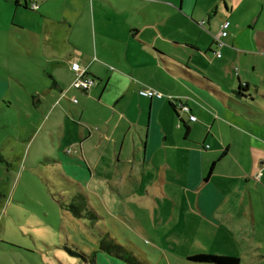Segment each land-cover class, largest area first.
Returning a JSON list of instances; mask_svg holds the SVG:
<instances>
[{"label": "crops", "instance_id": "1", "mask_svg": "<svg viewBox=\"0 0 264 264\" xmlns=\"http://www.w3.org/2000/svg\"><path fill=\"white\" fill-rule=\"evenodd\" d=\"M15 2L17 23L5 31L17 36L0 56L9 62L3 70L16 56L22 70L8 77L18 83L14 75L25 73L30 85L32 115L20 116L43 124L54 115L79 130L73 143L63 136L51 163L74 171L110 158L113 167L135 171V204L143 210L157 217L158 206H167L170 223L184 220L186 229L190 216L213 238L222 231L244 253H264V34L243 39L246 15L224 0L223 8L218 0H38L37 10ZM72 63L87 69L91 89L70 87ZM239 86L247 89L240 98ZM13 87L0 80V132L12 105L17 128L22 121L17 99L7 97ZM146 90L155 95L140 94ZM70 142L76 155L64 151Z\"/></svg>", "mask_w": 264, "mask_h": 264}, {"label": "rangeland", "instance_id": "2", "mask_svg": "<svg viewBox=\"0 0 264 264\" xmlns=\"http://www.w3.org/2000/svg\"><path fill=\"white\" fill-rule=\"evenodd\" d=\"M11 1L0 0V54L9 48V38L17 36L14 30L5 31L9 23L18 18L13 5L15 0ZM218 1L223 8L221 0ZM262 3L263 0H228L233 14L246 15L242 21L243 39L247 38V33L264 34ZM4 58L0 56V80L6 78L15 91L12 97L10 94L7 97L17 99L16 105L21 107L19 116L22 112L32 115L31 89L26 74L14 75L18 83L8 77L12 71L22 70L21 61L10 56L11 66L3 70L5 64L9 65ZM39 82L42 84L41 80ZM11 108L13 111L1 115L5 130L0 132V264H126L101 251L103 233L100 232L105 230L133 254L137 259L135 264H204L187 259L195 254L233 255L241 258L240 264H264L263 252L244 253L222 231L219 238H213L211 227L203 226L199 230L190 216L184 229V220L181 223L167 221V206H158L160 216L157 217L148 206L144 211L141 205L135 204V171L126 173L123 172L125 167H113L110 158H105L102 166H89V169L80 166L74 171L52 164L58 151H62L58 146L63 136L73 143L78 127L67 128L51 115L43 124L20 116L22 121L17 128V109L13 105ZM53 125L58 129H52ZM72 143L64 151L76 155L78 147ZM87 159L100 158L89 154ZM72 207L84 208L81 216L75 215ZM89 208L97 215L96 222L84 215ZM162 217L167 226L160 222ZM71 253H82L87 258Z\"/></svg>", "mask_w": 264, "mask_h": 264}, {"label": "trees", "instance_id": "3", "mask_svg": "<svg viewBox=\"0 0 264 264\" xmlns=\"http://www.w3.org/2000/svg\"><path fill=\"white\" fill-rule=\"evenodd\" d=\"M28 2V1H27ZM15 5L17 6L18 3L15 2ZM245 92H247L246 87L239 86V89L235 91V95L237 97H243ZM172 108L175 110L176 114L178 115V112L180 111V107L176 106L174 104H171ZM189 114V113H188ZM78 199H82L81 196L77 197ZM72 212L77 215L78 217L81 216V211H83L84 208H75ZM84 215L91 220L92 222H96L98 217L95 215L91 208L84 213ZM103 233V237L101 238L100 242V248L101 251L106 253L107 255H110L115 258L121 259L126 264H135L137 259L131 254L125 247L119 245L115 242L114 239L110 237V235L106 231L100 232ZM104 236H106V239H103ZM110 237V238H109ZM73 256H81L82 258H87L84 254L80 253H71ZM94 253L91 254L90 260L93 262L94 260ZM189 261L196 262V263H204V264H240V260L237 257L234 256H218V255H210V254H195L191 255L187 258Z\"/></svg>", "mask_w": 264, "mask_h": 264}, {"label": "built area", "instance_id": "4", "mask_svg": "<svg viewBox=\"0 0 264 264\" xmlns=\"http://www.w3.org/2000/svg\"><path fill=\"white\" fill-rule=\"evenodd\" d=\"M29 3V7L31 10H37L38 9V0H27ZM229 27V22L226 21L223 24L220 25V30L218 34L214 37V44L215 47L220 48L223 45V38L227 36V29ZM216 57H220L219 52L216 53ZM71 71L74 74V78L70 84V87L73 90H80V91H87L91 89L96 82L94 79L90 78L87 74V69L85 67L80 66L77 63H72L70 66ZM141 95L152 97L155 95L153 91H141ZM184 107V108H183ZM181 110L185 113L189 112V109L185 106L181 107ZM190 121H195V117L189 115Z\"/></svg>", "mask_w": 264, "mask_h": 264}]
</instances>
